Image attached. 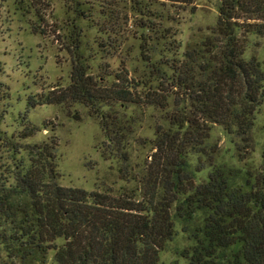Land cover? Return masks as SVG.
I'll use <instances>...</instances> for the list:
<instances>
[{"label": "trees", "instance_id": "trees-1", "mask_svg": "<svg viewBox=\"0 0 264 264\" xmlns=\"http://www.w3.org/2000/svg\"><path fill=\"white\" fill-rule=\"evenodd\" d=\"M22 1L16 8L24 15L33 7L31 28L40 32L43 13ZM64 2L69 83L29 95L21 131L8 134L1 128L8 92L0 81V264L45 262L50 249L51 264H160L176 224L193 241L181 254L185 264H264V149L258 169L241 170L216 163L207 144L213 124L249 144L254 113L264 101V70L245 49L249 34L264 37V0H217L211 34L183 49L163 26L162 0H127L123 13L108 0L91 7L86 0ZM129 13L139 16L144 69L133 75L122 59L116 70L103 62L93 73L95 53L85 52L81 21L97 24L98 47L115 48L105 21L127 23ZM62 103H82L99 119L118 178L133 186L87 190L59 182L57 136L25 139L40 130L28 118L30 108ZM130 104L164 114V122L155 123L149 159L136 171L127 149L134 117L118 110ZM206 161L211 168L198 180Z\"/></svg>", "mask_w": 264, "mask_h": 264}, {"label": "rangeland", "instance_id": "rangeland-1", "mask_svg": "<svg viewBox=\"0 0 264 264\" xmlns=\"http://www.w3.org/2000/svg\"><path fill=\"white\" fill-rule=\"evenodd\" d=\"M18 0H0V59L2 71L0 81L7 87L8 95L2 102L3 119L1 128L8 134L21 131L19 115L27 108L29 95L38 97L52 88L66 86L70 75V56L64 37L67 29L64 21L66 7L64 0H23V4L35 3L43 13L45 21L38 30L33 7L21 11L16 8ZM86 5L98 4L106 0H86ZM119 12H125L127 0H108ZM167 17L163 26L169 27L175 37L182 41V49L187 45L200 41L211 34L217 19V0H194L190 4L177 3L174 0H162ZM93 3V4H92ZM95 4V5H96ZM18 5V4H17ZM157 5V4H156ZM159 7V6H158ZM129 13L127 23L118 19L112 26L109 20L105 27L109 28V36L114 39L116 47H98L100 37L97 24L82 20V35L85 52L95 53L90 58L91 71L96 73L99 64L109 63V68H119L120 60H124L131 74H139L144 69L140 55L141 29L137 24L139 16ZM91 17L98 18L96 14ZM64 28L57 30L58 27ZM115 29V30H114ZM57 31V32H56ZM114 31L116 33H114ZM106 37V34H101ZM113 35V36H112ZM110 40V39H109ZM103 41V40H102ZM115 52L114 56L102 53L100 49ZM255 56L264 70V37L256 34L247 36L245 56ZM93 55H91L92 57ZM117 106H115L116 108ZM125 117H134L133 133L128 139L127 149L130 153V163L138 170L144 161L149 159L151 152L150 139L154 136L156 122L163 121V111L155 107H140L128 105L118 108ZM124 117V118H125ZM31 123L40 128L34 135L26 138L28 142H39L54 133L58 139V171L59 182L63 185H73L87 190L116 189L120 186L131 187L135 182H126L118 178V161L106 150L105 136L99 124V119L89 113L88 107L82 103L39 104L28 110ZM46 126V128H44ZM209 149L214 151V160L218 164L245 169H258L262 161L264 149V101L254 113L253 125L249 133V144L234 134L226 132L222 126L213 124L207 139ZM204 159V158H202ZM193 165L197 156L191 155ZM208 162L197 173V179L203 180L210 170ZM176 232L160 252V264H185L181 255L183 249H189L193 241L176 224ZM62 242L61 238L56 240ZM54 251L48 250L45 262L32 259L29 264H51ZM4 256V252H3Z\"/></svg>", "mask_w": 264, "mask_h": 264}]
</instances>
